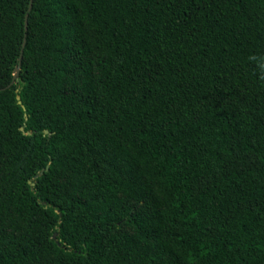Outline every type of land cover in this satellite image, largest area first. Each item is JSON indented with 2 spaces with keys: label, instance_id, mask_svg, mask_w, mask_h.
I'll return each instance as SVG.
<instances>
[{
  "label": "trees",
  "instance_id": "obj_1",
  "mask_svg": "<svg viewBox=\"0 0 264 264\" xmlns=\"http://www.w3.org/2000/svg\"><path fill=\"white\" fill-rule=\"evenodd\" d=\"M30 2L0 0V264H264V0Z\"/></svg>",
  "mask_w": 264,
  "mask_h": 264
},
{
  "label": "water",
  "instance_id": "obj_2",
  "mask_svg": "<svg viewBox=\"0 0 264 264\" xmlns=\"http://www.w3.org/2000/svg\"><path fill=\"white\" fill-rule=\"evenodd\" d=\"M32 1H33V0H31V2H30L29 10H30L31 7H32ZM27 28H28V14H26V16H25V29L27 30ZM25 43H26V37H24V40H23V43H22V50H21V54H20V57H19V61H20V63H21V57H22L23 48H24V46H25ZM19 70H20V66H18L17 68H15V69H14V72H18ZM14 79H15V73H14L13 80H14ZM12 82H13V81H12ZM16 97H17L18 102L21 104L22 102H21V99H20V95L17 94ZM53 237H54V238L57 237V233H56V232L53 234ZM57 243L60 244V242H59L58 240H57Z\"/></svg>",
  "mask_w": 264,
  "mask_h": 264
},
{
  "label": "rangeland",
  "instance_id": "obj_3",
  "mask_svg": "<svg viewBox=\"0 0 264 264\" xmlns=\"http://www.w3.org/2000/svg\"><path fill=\"white\" fill-rule=\"evenodd\" d=\"M14 73H15V79L12 82L13 89L18 95H20L19 91L21 90V88L23 87V85L25 83V75L21 74L20 70L18 72H14Z\"/></svg>",
  "mask_w": 264,
  "mask_h": 264
}]
</instances>
